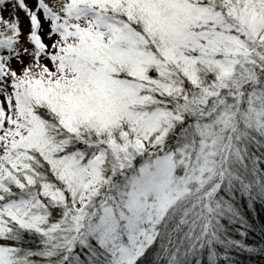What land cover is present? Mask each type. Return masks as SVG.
<instances>
[{
  "label": "snow or ice",
  "instance_id": "6c2138e0",
  "mask_svg": "<svg viewBox=\"0 0 264 264\" xmlns=\"http://www.w3.org/2000/svg\"><path fill=\"white\" fill-rule=\"evenodd\" d=\"M0 264H264V0H0Z\"/></svg>",
  "mask_w": 264,
  "mask_h": 264
},
{
  "label": "rangeland",
  "instance_id": "374dc122",
  "mask_svg": "<svg viewBox=\"0 0 264 264\" xmlns=\"http://www.w3.org/2000/svg\"><path fill=\"white\" fill-rule=\"evenodd\" d=\"M28 24L27 19L23 16V13H21V26L22 28H26Z\"/></svg>",
  "mask_w": 264,
  "mask_h": 264
}]
</instances>
